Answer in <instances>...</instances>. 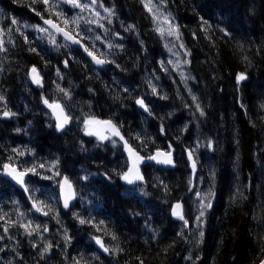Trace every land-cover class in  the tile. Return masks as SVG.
Returning <instances> with one entry per match:
<instances>
[{
	"label": "clouds",
	"instance_id": "obj_1",
	"mask_svg": "<svg viewBox=\"0 0 264 264\" xmlns=\"http://www.w3.org/2000/svg\"><path fill=\"white\" fill-rule=\"evenodd\" d=\"M0 3V264H264V0Z\"/></svg>",
	"mask_w": 264,
	"mask_h": 264
},
{
	"label": "trees",
	"instance_id": "obj_2",
	"mask_svg": "<svg viewBox=\"0 0 264 264\" xmlns=\"http://www.w3.org/2000/svg\"><path fill=\"white\" fill-rule=\"evenodd\" d=\"M0 3H6L8 10L14 14L24 13V14L32 15L33 19H38V18L34 17V14L28 13L27 9L20 8V7L16 6L15 4H12L11 0H0Z\"/></svg>",
	"mask_w": 264,
	"mask_h": 264
}]
</instances>
